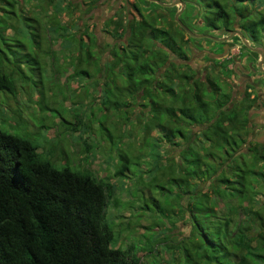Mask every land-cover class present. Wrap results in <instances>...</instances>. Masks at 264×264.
Wrapping results in <instances>:
<instances>
[{
	"label": "trees",
	"instance_id": "trees-1",
	"mask_svg": "<svg viewBox=\"0 0 264 264\" xmlns=\"http://www.w3.org/2000/svg\"><path fill=\"white\" fill-rule=\"evenodd\" d=\"M44 1L55 14L64 5V0ZM195 1L200 5L198 17L202 27L226 34L237 30L252 46H264V0ZM144 2L154 10H174L139 0V5H133L137 17L126 19L124 28L120 15L115 20L108 19L105 24L122 33L124 41L119 47L109 49L111 58L107 64L92 56L89 45L84 49V38L76 36L77 43L68 45L70 51L74 49L75 56L70 64L72 74L68 75L76 79L81 74L87 76L89 71L82 67L83 62L93 74L105 75L103 84L107 86L103 92L111 94L114 100L111 103L107 96L99 98L105 118L107 108L117 105L115 100L122 92L133 103L136 101L141 113L148 110L150 118L146 122L140 121L143 114L130 116L125 112L120 117L121 122L129 121V128L140 125L141 134L152 140L151 146L145 147L150 149L146 157L151 156L155 162L146 168L152 179L150 176L142 182L150 192L146 199L151 202L154 214L146 216L151 224L145 230H155L157 223L168 218L166 214L175 206L178 213L187 214L189 222L188 235L173 241L182 251L183 264H264V180L260 184L255 179V176L264 177V173L255 169L253 163L264 166V143L248 149L250 163L242 160V167L236 163L244 155L238 149L248 134L246 109L254 99L231 101L230 93L223 91L218 77L205 75L201 79L173 70L167 54L186 59L175 41L176 31L164 21V15H154L151 9V13L142 15L140 5ZM17 3V0H0V93L12 97L17 90L29 96L28 82L34 87L41 86L44 70L41 58L32 54L39 53L43 43L37 19L22 17L23 21L28 20L27 44L16 38L9 41L5 34L12 26L10 19ZM147 18L151 21H146ZM232 38L240 42L238 36ZM85 42H89L88 38ZM13 46H19L22 52H15ZM48 52L50 55L54 51ZM50 59L52 63L56 60L51 55ZM22 62L28 73L37 70L38 81H34L36 75L30 81L21 68ZM58 65L55 63L53 75L59 73ZM118 78H122L121 85L116 84ZM42 87L38 89L40 92ZM130 106L127 104L125 111ZM153 145H162L163 151L154 154ZM168 147L172 154L166 156L164 148ZM43 149L27 138L0 131V264H140L132 251L133 245L126 249L112 246L113 227L106 220L105 209L108 203L114 207L120 205L114 197L112 182L97 180L90 171L71 169L67 164L57 168L51 164L55 161L53 147L46 149L47 153L52 152L48 157ZM117 156L114 175H124L132 163L122 151ZM138 160L133 164L132 175L142 172ZM158 176L164 182L158 183ZM195 179L208 182V192L201 191ZM163 196L175 203L171 207L165 205ZM183 196L187 198L185 203L181 200ZM216 196L226 200L218 214L214 209ZM142 199L145 203V197L137 201ZM236 208L242 216L233 223ZM149 233L148 236L142 233L137 240L148 255L153 252L155 236L161 234ZM252 242L256 245L252 246Z\"/></svg>",
	"mask_w": 264,
	"mask_h": 264
},
{
	"label": "rangeland",
	"instance_id": "rangeland-1",
	"mask_svg": "<svg viewBox=\"0 0 264 264\" xmlns=\"http://www.w3.org/2000/svg\"><path fill=\"white\" fill-rule=\"evenodd\" d=\"M130 1L127 0L126 2ZM17 2L19 3L14 6V15L10 19L12 26L5 31V34L9 41H13L16 38L20 42L27 44V28L25 24H27L28 20L23 21L22 17L37 19V22H39L43 43L39 53L32 52V54L39 60L41 58V65L44 68L42 76H40L41 84L44 86L41 88L43 96H40L41 92L38 90L42 85H35L34 87L30 82L27 85L29 96L28 93L19 90H17L15 97L5 96L0 93V131L29 139L32 143L38 144L41 150L44 148L43 154L47 157L49 156L48 154L52 155V152L48 151L47 153L46 149L52 146L54 150L52 160L55 161L51 164L57 168L67 164L71 169L90 171L97 180L112 182L115 189L114 197L118 198L120 203V205L117 204L115 207L108 203L105 209L106 220L113 227L112 246L126 249L133 245L135 248L132 251L139 258L140 264H183L182 251L179 247L174 246L175 242L173 241L174 239L180 240L188 235L189 222L186 220V213H178L176 207L173 206L171 213H165L168 218L163 219V222L157 223L158 226H155V230L153 229L155 232L149 229V233L144 228L151 224L150 219L146 216L148 214L151 215V213L154 214V210L150 208L153 207L151 202L146 199L150 192L142 182L148 180L150 176L152 179V174L146 168L152 167L155 162H152L151 156L146 157V155H149L150 149L145 148L151 146L149 144L152 140L149 136L144 137L141 134L140 125L129 128L131 126L128 123L129 121L123 120L121 122L120 117L125 112H128L130 116L143 114L140 117V121L146 122L150 118L147 113L148 110L141 113L139 111L140 106L138 109V105H135L136 101L133 103L134 100H131L128 96L126 97L124 92H122L121 96L115 100L117 105L111 104L107 108L105 114L107 118H105L101 108H99V98L106 99L107 96L111 103L114 101L111 94L103 92L104 86H107L103 84L106 81L105 75L95 74L96 72L93 74L89 66L83 65L84 62L82 67L88 68L89 74L87 76L81 74L76 79L72 75H68L72 74L73 69L70 64H73L75 57L73 55L74 49L70 51L68 45L74 46L77 43L75 40L76 36L84 38V49L89 45L92 56L106 64L111 58L108 53L109 49L122 45L124 35L119 33V31L114 32L112 25L105 24V17L108 16L109 11L107 2L104 5L100 2L87 5V0H64L62 10L57 14L52 11L50 4L44 0H17ZM68 3L69 5L67 6ZM137 4L139 5L138 1L135 5ZM93 6L94 8L90 10L89 8ZM179 7L180 4L176 3L173 9L177 10ZM182 7L183 10L177 18L183 25H188L192 33L201 36L191 37L183 31L179 32L181 28L172 18L174 10H154L145 2L140 5V10L142 15H146L148 11L151 13L150 9L153 10L152 13L154 15H164V21H168L171 29L176 31L175 41L181 47L186 59L181 60L171 53L167 54L168 64L171 63L173 70L177 71V73L185 72L201 79L205 75L218 77V83L223 91L230 93L231 101L240 100V90L245 85H249L252 88L249 81L253 75L257 76L256 70L253 69L251 74L248 72L250 75L249 79L245 78L244 70H246V66L243 56L248 53L247 50L241 46L242 42L232 38L233 35L229 40L210 41L213 38H222L226 33L222 30L215 31L202 27V21L198 17L200 5L195 0H183ZM9 11H12L11 7H9ZM116 11L118 13L115 15L122 17V28H124L126 19L137 17L134 8L127 4L122 5ZM146 21H151V19L147 18ZM14 29H18L19 32L13 31ZM117 33H119V36H117ZM86 37L89 40L87 43L85 42ZM245 44L250 45L247 39H245ZM13 48L15 52H22L19 46H13ZM259 48L264 52L263 45L259 46ZM49 50L54 51L50 54L53 59H56L53 63L50 59ZM248 55L249 59L253 61L258 56L254 53ZM23 60L25 61V59ZM55 63L59 64V73L53 75L52 70ZM21 68L27 72L31 82L35 75L34 81H38L37 70L34 69V73H28L24 62L21 63ZM233 70L240 72V77L235 75ZM116 84L121 85L122 78L116 79ZM94 85L96 87H93ZM124 98L127 99L124 101ZM263 99L261 100L262 102ZM137 102L143 101L137 99ZM127 104L131 106L125 111ZM257 104L253 103L251 112L247 114L249 118L247 125L248 134L245 137L244 144H241L238 149L244 154L242 159H236V163L241 167L243 166L242 160L246 163L252 161L251 153L248 149H255L258 143H264V125H262L264 122L259 121L260 117L264 118V102L258 105L262 106V109L261 111L259 110V115L254 117L253 114L258 113ZM64 120L67 122H63ZM150 134L153 135L154 131H151ZM152 148L154 154L158 150L163 151L162 145H153ZM146 150L148 153L145 152ZM164 150V155L172 154V150L169 147L167 149L164 148ZM121 151L129 157L132 164L129 166V171L125 172L124 175L115 176L114 170L117 166V155ZM41 157L47 160L44 156ZM137 158L139 159L137 166L141 168L142 172L132 175L133 164ZM253 163L256 164L255 169H259L261 173H264V166L259 163ZM156 172L158 171L156 170ZM252 178L248 177L250 180ZM255 179L257 183L262 184L264 177L255 176ZM157 180L158 183L164 182V178L161 176H158ZM195 182L199 183L198 188L201 191L208 192L206 189L208 182L200 183L199 179H195ZM207 195L212 198L211 193H207ZM142 197H145V203L144 199L137 201L138 198L141 199ZM181 200L185 203L187 198L183 196ZM214 200V209L218 214L225 207L226 200H222L219 196H216ZM208 201L211 202L210 200ZM162 202L167 206L175 203V201L164 196L162 197ZM242 205H244V202ZM137 206L141 207L138 208ZM145 206L147 207L146 210H144ZM234 213L232 216L233 223L237 222L242 216L237 208ZM142 233H147V236L148 233H161L155 236L153 252L150 255L145 249L140 248L142 246L137 241L141 239ZM255 245V242H252V246Z\"/></svg>",
	"mask_w": 264,
	"mask_h": 264
},
{
	"label": "flooded vegetation",
	"instance_id": "flooded-vegetation-1",
	"mask_svg": "<svg viewBox=\"0 0 264 264\" xmlns=\"http://www.w3.org/2000/svg\"><path fill=\"white\" fill-rule=\"evenodd\" d=\"M110 1V2H109ZM127 0H87V5L88 4H90V3H92V4H95V3H101L102 5H104L106 2V4H107V7H108V9H109V11H108V16H106L105 17V22L108 20V19H112V20H115L116 19V15H117V11L116 10H118L119 9V7H121L122 5H128V6H132L133 7V5L137 2V1H139V0H131L130 2H126ZM144 1H147V2H151V3H155V4H157V5H159L160 7H174L176 4H174V5H172V6H165V5H162V4H167V3H170L171 1H173V0H169V1H166V0H158L159 2H154V1H151V0H144ZM181 1V0H180ZM108 2H109V4H108ZM126 2V3H125ZM181 2H183V1H181ZM121 4V5H120ZM94 8V6L93 7H90L89 9L90 10H92ZM180 8H181V6L179 7V9H177V10H174V12H173V15H172V18L174 19V15H175V13H177L179 10H180ZM183 8V7H182ZM181 8V11L183 10ZM180 11V12H181ZM116 14V15H115ZM180 14V13H179ZM178 14V15H179ZM177 15V16H178ZM185 26V25H184ZM180 27V26H179ZM186 27V26H185ZM181 28V27H180ZM187 28V27H186ZM181 30L183 31V29L181 28ZM234 31H237V30H234ZM183 32H185V31H183ZM232 32V31H231ZM230 33V32H229ZM229 33H227L225 36H227ZM187 34V33H186ZM195 34V33H194ZM188 35V34H187ZM190 36V35H189ZM224 35H223V37H225ZM233 36H235V34L233 35ZM237 36V35H236ZM192 37V36H191ZM203 38V37H202ZM227 40H229V39H227ZM210 41H214L213 39H211ZM241 42V41H240ZM250 44V43H249ZM243 44L241 43V46H242ZM248 47H252V48H257V49H260L259 47H257V46H252L251 44L250 45H247ZM244 49H246L247 50V54L245 55V56H243V60H244V64H245V66H246V70H244V75H245V78H248L249 79V74H251V72L253 71V69L254 70H256V74H257V76H255V75H253L252 77H251V80L249 81V84L252 86V88L250 87V86H248V87H246V85L244 86V88L242 89V90H240V93H241V95H240V99H244V98H246V99H248V100H250V99H254V104L255 103H258L257 104V107H258V111L257 110H255V111H257L258 113H255V114H253V116L254 117H257L258 115H259V112L261 111V109H262V106H258L259 104H262L263 102H264V57H263V61L261 62V64H260V68L258 67V62L260 61V57H259V55L257 54V53H255V52H253V53H255V55L257 56L256 58H255V60L253 61V60H251V59H249V55L248 54H251L250 52H251V50L249 49V48H247L246 46H244ZM261 50V49H260ZM262 51V50H261ZM264 53V52H263ZM259 69V70H258ZM236 70H233V72L235 73V75H237L238 77H240V72H235ZM248 72H249V74H248ZM255 72V71H254ZM254 94H253V93ZM246 94H247V96H246ZM260 99V100H259ZM263 99V102L261 101ZM253 105V104H252ZM252 105H250V107H248L247 109H246V116H247V125H248V113H250L251 111L250 110H252L251 109V107H252ZM260 110V111H259ZM259 121H263L264 122V118H261L260 117V120ZM262 125H264V124H262Z\"/></svg>",
	"mask_w": 264,
	"mask_h": 264
},
{
	"label": "water",
	"instance_id": "water-1",
	"mask_svg": "<svg viewBox=\"0 0 264 264\" xmlns=\"http://www.w3.org/2000/svg\"><path fill=\"white\" fill-rule=\"evenodd\" d=\"M151 1H154V2H159L158 0H151ZM176 3H179L180 4V6H181V8H182V6H183V2H181L180 0H173V1H171L170 3H167V4H162V5H165V6H172V5H174V4H176ZM181 8H180V10L177 12V13H175V15H174V21L183 29V31H185V33H187L188 35H190V36H193V37H199V36H201V35H197V34H194V33H192L188 28H186L181 22H180V20L177 18V15L180 13V11H181ZM237 35L239 38H240V41L242 42V44H244L247 48H249L251 51H253V52H255V53H257L258 55H259V57H260V61L258 62V67L260 68V64H261V62L263 61V57H264V53L260 50V49H257V48H252V47H248L247 46V44H245V39L243 38V36L239 33V32H237V31H232V32H230L227 36H225V37H222V38H213V40H220V41H223V40H227V39H229L232 35Z\"/></svg>",
	"mask_w": 264,
	"mask_h": 264
}]
</instances>
